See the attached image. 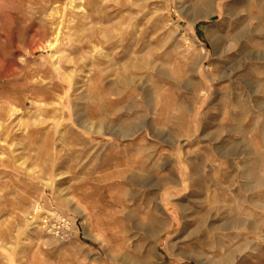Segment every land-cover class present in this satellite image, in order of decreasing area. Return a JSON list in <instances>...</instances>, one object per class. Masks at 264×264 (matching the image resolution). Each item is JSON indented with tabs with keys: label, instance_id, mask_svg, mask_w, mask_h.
Returning a JSON list of instances; mask_svg holds the SVG:
<instances>
[{
	"label": "rangeland",
	"instance_id": "rangeland-1",
	"mask_svg": "<svg viewBox=\"0 0 264 264\" xmlns=\"http://www.w3.org/2000/svg\"><path fill=\"white\" fill-rule=\"evenodd\" d=\"M0 264H264V0H0Z\"/></svg>",
	"mask_w": 264,
	"mask_h": 264
},
{
	"label": "bare ground",
	"instance_id": "bare-ground-1",
	"mask_svg": "<svg viewBox=\"0 0 264 264\" xmlns=\"http://www.w3.org/2000/svg\"><path fill=\"white\" fill-rule=\"evenodd\" d=\"M213 34V33H212ZM2 118H3V116H2ZM117 184V183H116ZM117 201H118V199H117Z\"/></svg>",
	"mask_w": 264,
	"mask_h": 264
}]
</instances>
